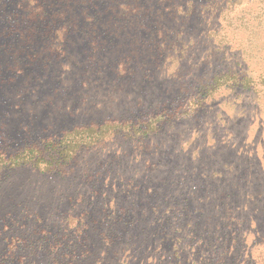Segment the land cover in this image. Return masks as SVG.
<instances>
[{
  "label": "rangeland",
  "instance_id": "374dc122",
  "mask_svg": "<svg viewBox=\"0 0 264 264\" xmlns=\"http://www.w3.org/2000/svg\"><path fill=\"white\" fill-rule=\"evenodd\" d=\"M25 2L0 0V264H264V0L77 32Z\"/></svg>",
  "mask_w": 264,
  "mask_h": 264
},
{
  "label": "trees",
  "instance_id": "16d2710c",
  "mask_svg": "<svg viewBox=\"0 0 264 264\" xmlns=\"http://www.w3.org/2000/svg\"><path fill=\"white\" fill-rule=\"evenodd\" d=\"M27 5V13L29 14L26 18L27 21L34 23L35 21L42 22V18H40V12H43L42 16L48 14V11H51L52 8L55 9V13L57 11V15L54 14L50 16V20L55 23L58 21L59 26L57 27L56 32H77L79 29H89L91 25L95 27L99 22H101V28L103 25V15L107 13L104 7H107L109 3L115 2V4H120V13L113 14L112 20L118 19L119 17H123L127 22V18L130 15L139 14L142 8L146 7L150 4L151 0H25ZM155 14L156 18L160 19L164 17L169 19V17L177 18L176 24L180 21V15L182 13L181 9H183V3L181 0H155ZM166 5H169L166 8ZM169 9H172L173 12L171 14L168 13ZM63 10V11H62ZM148 10V11H147ZM146 12L150 10L147 9ZM167 13V14H166ZM49 17V16H48ZM23 19V18H22ZM20 21V20H19ZM79 25H83L80 27ZM32 27L34 25H31ZM85 26H87L85 28ZM179 26V25H177ZM10 31V29H9ZM163 28L158 32H163ZM36 33V32H35ZM6 38L13 39V37H17L19 40L25 43L26 38L24 37L33 34L34 32H19V29L15 30V32H5ZM4 36V37H5ZM63 143L68 144L67 141H63ZM63 143H59L57 146H53L43 149L38 148L33 145H26L25 150L27 151L30 160L32 163H37L39 161H44L49 165L60 166V163H65L69 158V150L66 148ZM3 147L9 146V144H2ZM47 153L46 156L44 154ZM42 155V156H40ZM1 162V160H0ZM3 170V166L0 164V171Z\"/></svg>",
  "mask_w": 264,
  "mask_h": 264
}]
</instances>
